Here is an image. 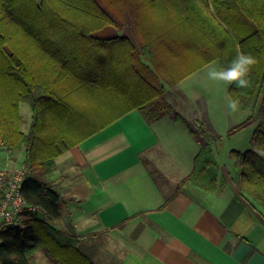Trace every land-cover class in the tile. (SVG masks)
Returning a JSON list of instances; mask_svg holds the SVG:
<instances>
[{"label":"trees","instance_id":"trees-1","mask_svg":"<svg viewBox=\"0 0 264 264\" xmlns=\"http://www.w3.org/2000/svg\"><path fill=\"white\" fill-rule=\"evenodd\" d=\"M212 2L216 10H230L231 19H224L227 27L214 18L205 20V29H218L208 37L214 51L206 52L213 55L185 67L176 59L172 65H160L152 47L155 39L137 36L134 42L106 34L127 21L119 23L100 0H0V150L3 142L12 155L25 152L22 192L40 209L25 214L24 228L1 230L0 264H37L38 250L55 264H95L79 240L56 224L66 206L55 186L56 158L132 109L142 111L150 122L170 116L199 140L201 149L184 182L216 190L221 165L210 142L213 126L200 116L190 121L164 96L167 87L212 59L227 68L238 53L253 56L257 63L248 75L249 87L229 85L231 99L239 100V109L249 115L228 135L257 125L250 147L233 149L231 155L239 192L264 214V0ZM179 25L181 21L174 27ZM134 26H139L137 21ZM173 48L170 52L181 56ZM23 104L31 110L27 132L22 129Z\"/></svg>","mask_w":264,"mask_h":264},{"label":"crops","instance_id":"crops-1","mask_svg":"<svg viewBox=\"0 0 264 264\" xmlns=\"http://www.w3.org/2000/svg\"><path fill=\"white\" fill-rule=\"evenodd\" d=\"M100 2L119 23L127 21L105 33L134 42L138 37L155 39L152 47L162 66L176 59L189 67L212 56L206 52L214 51L208 37L218 29L210 32L203 23L214 18L227 27L224 19H231L230 10H216L212 0ZM129 8L132 12L125 14ZM177 21L181 25L174 27ZM172 48L181 56L173 55ZM215 64L221 66L219 59L178 85ZM26 111L22 129L27 132L31 113ZM199 111L189 112V120L200 116L211 123V144L217 142L216 134L223 137L232 127L221 129L204 104ZM201 145L170 116L150 122L132 109L108 121L56 158L55 186L66 201L56 224L79 240L95 264H264V214L239 192L236 169L220 166L214 191L184 182ZM35 261L55 264L43 250L35 253Z\"/></svg>","mask_w":264,"mask_h":264},{"label":"rangeland","instance_id":"rangeland-1","mask_svg":"<svg viewBox=\"0 0 264 264\" xmlns=\"http://www.w3.org/2000/svg\"><path fill=\"white\" fill-rule=\"evenodd\" d=\"M212 68H216L217 70L222 69V67L217 64H215L214 67L209 66L196 76L185 80L180 85L168 87V93L165 97L170 100L174 108L184 114L187 119H191L189 117L191 113L189 112L192 110L201 113L199 110L203 108L204 104V109L209 110L212 115L214 114L213 117L218 120V125L221 129L224 127L226 128V126H234L244 121L249 115V111H242L240 109L236 112L230 111L227 106L229 99H231L228 93L229 85L223 82L209 80L207 78V73ZM26 110L31 113L29 106L23 104L22 115L24 118L28 116ZM25 125L26 121L23 119V127ZM256 125L257 121L232 135H228L227 131L226 133L224 131V136H221V139H217V142L212 143V151L221 166H226L227 170L230 172L236 169L231 151L233 149L245 151L250 147V141ZM17 152L19 151H16L13 155L16 160L21 163L25 154L21 153V151L20 153ZM4 156L5 152L0 150V157ZM172 173H176L175 170H173ZM174 175L177 176L178 173Z\"/></svg>","mask_w":264,"mask_h":264},{"label":"built area","instance_id":"built-area-1","mask_svg":"<svg viewBox=\"0 0 264 264\" xmlns=\"http://www.w3.org/2000/svg\"><path fill=\"white\" fill-rule=\"evenodd\" d=\"M1 146L5 156L0 159V232L5 227L24 228L25 214L40 211L26 200L22 192L26 166L16 160L3 142Z\"/></svg>","mask_w":264,"mask_h":264},{"label":"clouds","instance_id":"clouds-1","mask_svg":"<svg viewBox=\"0 0 264 264\" xmlns=\"http://www.w3.org/2000/svg\"><path fill=\"white\" fill-rule=\"evenodd\" d=\"M257 63L251 55L238 53L236 58L227 68L217 70L212 68L207 73V78L215 82H223L228 85L235 84L238 88H247L250 86L248 75L252 67ZM239 100L229 99L228 108L231 112L239 110Z\"/></svg>","mask_w":264,"mask_h":264}]
</instances>
